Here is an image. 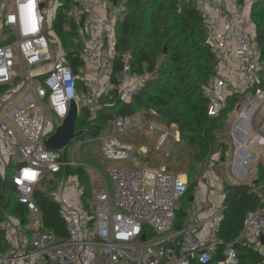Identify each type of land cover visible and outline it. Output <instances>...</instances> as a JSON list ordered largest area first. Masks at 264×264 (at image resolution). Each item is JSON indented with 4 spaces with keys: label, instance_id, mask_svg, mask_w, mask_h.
<instances>
[{
    "label": "built area",
    "instance_id": "obj_1",
    "mask_svg": "<svg viewBox=\"0 0 264 264\" xmlns=\"http://www.w3.org/2000/svg\"><path fill=\"white\" fill-rule=\"evenodd\" d=\"M253 1L192 2L215 61L203 88L207 113L218 114L227 94L241 89L230 123L240 138L233 158V174L240 180L256 166L248 148L264 149V59L249 23ZM58 5V0H0V85L5 86L0 91V180L9 175L8 193L25 211L23 216L0 211V264H241L240 249L260 257L254 264H264V182L253 187L257 205L245 213L235 236L224 241L219 236L222 180L200 194L197 177L189 192L187 176L162 165H141V143L121 137L143 133L149 121L140 113L114 114L112 131L100 134L102 155L115 162L103 172L92 167L99 190L92 188L87 196L78 176L67 173L69 166H83L74 151L67 160L66 145L51 149L45 140L62 123L70 101H76L78 85L88 92L85 106L94 119L101 96L130 101L159 72L157 64L131 71L128 52L121 54L123 68L116 71L115 27L126 13L124 1L66 0L64 16L82 42L78 62L71 65L52 27ZM232 68L241 75L233 82ZM215 160H223V154L212 153L207 168ZM37 188L56 204L65 236L44 224L34 197ZM181 200L189 201V209L175 227Z\"/></svg>",
    "mask_w": 264,
    "mask_h": 264
},
{
    "label": "trees",
    "instance_id": "obj_2",
    "mask_svg": "<svg viewBox=\"0 0 264 264\" xmlns=\"http://www.w3.org/2000/svg\"><path fill=\"white\" fill-rule=\"evenodd\" d=\"M111 1H124L127 7L126 13L115 27V47L119 54L115 60L116 71L119 72L123 68L121 54L128 52L131 71L139 72L144 67L153 68L157 64L159 76L146 83L145 87L130 101H121L116 94L101 96V107L94 119L89 118L86 108L83 112L79 108L74 130L82 128L80 134L108 132L110 131L109 123L114 114H134L144 106L154 110L157 119L162 123L176 125L180 140L194 148L193 161L206 159L215 149L224 152L226 147L219 143L220 140L215 136V131L222 128L227 114L233 109L238 96L242 93L234 91L228 93L224 109L216 115L207 113L203 88L208 82L215 61L205 42L206 30L202 18L193 4L190 0ZM60 5L66 7V0ZM249 23L259 56L264 59V0L251 3ZM52 27L61 41L67 59L71 65L75 66L78 62L76 53L82 42L77 28L64 16V10L59 7ZM162 27L173 30L172 39L175 38L176 41L172 45L173 51L157 62L156 55H152L145 45L142 46L134 39L139 31L156 32ZM4 88L5 86L0 85V91ZM150 156V154L146 155L144 159ZM67 173L76 174L85 187L84 182L88 178L82 166H69ZM263 182L264 165L261 164L257 167V178L252 185L231 184L222 180L223 218L219 236L224 241H229L235 236L245 213L257 205L259 195L253 191V187ZM194 184L195 181L188 183L189 192ZM8 185L6 180H0V187L3 189H0V211L9 210L23 216L25 212L23 206L16 202L13 194L8 193ZM261 193L264 194V187ZM34 197L44 224L55 234L65 236L63 221L58 215L56 204L38 188L34 191ZM183 216L184 211L179 209L175 227L183 224ZM3 239L4 235L0 230V242ZM239 254L241 264H254L260 260V257L247 250L240 249Z\"/></svg>",
    "mask_w": 264,
    "mask_h": 264
},
{
    "label": "rangeland",
    "instance_id": "obj_3",
    "mask_svg": "<svg viewBox=\"0 0 264 264\" xmlns=\"http://www.w3.org/2000/svg\"><path fill=\"white\" fill-rule=\"evenodd\" d=\"M192 2L193 0H190L191 4ZM58 3L63 4L65 3V0H58ZM57 7L61 10L65 9L64 5H58ZM173 34L174 31L166 27H162L156 32L142 30L137 33L134 40L142 46L145 45L146 49H148L152 55H156L157 62H159L160 59L166 57L169 53H171V51H173L172 45H174V42L176 41L175 38L172 39ZM235 75V78H239L241 76L237 71H235ZM9 85H13V83L11 82ZM238 92H241V89ZM77 93L79 95L76 99V105L77 108L80 107L83 112L86 108L85 97L88 95V92L79 84L77 87ZM238 97L237 105L242 99V94ZM237 105L234 110L227 114L222 128L215 131V136L220 140L219 143L224 144L226 150L223 152V150L215 149L207 156L206 159L201 161H193L192 152L194 148L180 140L176 125L164 124L159 121L157 119L156 112L150 107L143 106L135 112L144 115L149 121L147 126L143 129V133L140 135L138 132H134L128 136L122 135L121 137L126 138L133 143L140 142L142 147L144 146V149L140 153V158L142 157V160H139L141 165H150L151 167L154 165H162L165 168L169 167L173 174L185 175L187 176V179L189 174L188 183L190 181H195L196 183L198 177L200 194L203 192L206 185L216 181L218 178L231 184L241 182L252 185V182L257 178L258 165H264V149L253 150L248 148V150L256 156L253 161L256 166L253 168L251 167L252 169L250 174L245 177L244 180L238 179L233 174V158L236 147L235 142L240 138L237 133L234 132V129L231 128L230 123L237 114ZM81 130L82 128H77L76 130H73L72 134H78ZM108 130H110L109 132L112 131L111 126ZM163 133H166V137L162 138ZM159 139H162V142L159 146H157V141ZM239 144H242L241 141ZM101 145L102 140L100 134L85 132L71 139L63 149L65 153L64 157L67 160L72 158V153L74 151L75 160L83 165L82 169H84L85 176L88 178V180L84 182L85 184L83 183L86 187L87 196L91 195L92 188H95L96 190L100 189L97 185V181H99L97 173L92 169V167L103 172L105 165L115 162L102 155ZM218 151L220 153L223 152V160H215L214 166L210 170L209 167L207 168V161L212 153L215 154V152ZM149 154L151 155V159H144V157ZM19 160H21V156L19 157ZM45 180L46 179L41 182V185H43ZM6 182L10 185L9 175ZM179 209L184 211L185 214V211L189 209V201L181 200L179 202ZM184 219L185 218L183 216V221Z\"/></svg>",
    "mask_w": 264,
    "mask_h": 264
},
{
    "label": "water",
    "instance_id": "obj_4",
    "mask_svg": "<svg viewBox=\"0 0 264 264\" xmlns=\"http://www.w3.org/2000/svg\"><path fill=\"white\" fill-rule=\"evenodd\" d=\"M43 3H40V7ZM78 114V108L76 101L72 99L70 101V106L67 115L63 119L62 123L56 127L55 131L48 136L45 140V145L51 149H58L65 146L71 139L78 136V134H72L75 126V120ZM144 238V235H142Z\"/></svg>",
    "mask_w": 264,
    "mask_h": 264
},
{
    "label": "crops",
    "instance_id": "obj_5",
    "mask_svg": "<svg viewBox=\"0 0 264 264\" xmlns=\"http://www.w3.org/2000/svg\"><path fill=\"white\" fill-rule=\"evenodd\" d=\"M252 28V27H251ZM235 68H232V71H231V73H230V79H231V82H233V81H236L238 78H235ZM231 88V90L233 91V90H236L235 89V87L234 86H231L230 87ZM142 147V146H141ZM144 149V146L142 147V149H141V151Z\"/></svg>",
    "mask_w": 264,
    "mask_h": 264
},
{
    "label": "clouds",
    "instance_id": "obj_6",
    "mask_svg": "<svg viewBox=\"0 0 264 264\" xmlns=\"http://www.w3.org/2000/svg\"><path fill=\"white\" fill-rule=\"evenodd\" d=\"M237 183H241V182H237ZM253 183H254V181H253Z\"/></svg>",
    "mask_w": 264,
    "mask_h": 264
}]
</instances>
